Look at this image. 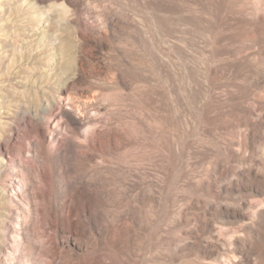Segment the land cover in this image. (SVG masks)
<instances>
[{
	"label": "rangeland",
	"instance_id": "rangeland-1",
	"mask_svg": "<svg viewBox=\"0 0 264 264\" xmlns=\"http://www.w3.org/2000/svg\"><path fill=\"white\" fill-rule=\"evenodd\" d=\"M0 264H264V0H0Z\"/></svg>",
	"mask_w": 264,
	"mask_h": 264
}]
</instances>
